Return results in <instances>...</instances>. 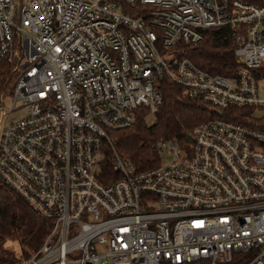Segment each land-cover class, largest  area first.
Returning <instances> with one entry per match:
<instances>
[{
	"label": "built area",
	"instance_id": "built-area-1",
	"mask_svg": "<svg viewBox=\"0 0 264 264\" xmlns=\"http://www.w3.org/2000/svg\"><path fill=\"white\" fill-rule=\"evenodd\" d=\"M210 29L233 73L178 56ZM3 64L0 180L51 222L15 264H264V0H0ZM162 80L216 117L139 172L112 132L154 118Z\"/></svg>",
	"mask_w": 264,
	"mask_h": 264
},
{
	"label": "trees",
	"instance_id": "trees-1",
	"mask_svg": "<svg viewBox=\"0 0 264 264\" xmlns=\"http://www.w3.org/2000/svg\"><path fill=\"white\" fill-rule=\"evenodd\" d=\"M178 56L188 58L198 68L210 73L228 75L235 71L233 45L228 31L210 29L202 41L194 46H179ZM13 86L11 67L0 66V94L9 92ZM159 87L163 103L154 116L152 124L147 123V111L138 109L135 122L129 128L112 132L114 149L122 158L129 160L137 171L158 166L160 153L154 148L158 140L181 141L198 124L216 117V114L201 100L180 98L181 88L162 80ZM247 109L230 108L231 117L225 119L247 125ZM51 229V222L37 215L19 195L0 180V264H15L20 259L36 253ZM16 242L20 255L8 246Z\"/></svg>",
	"mask_w": 264,
	"mask_h": 264
},
{
	"label": "rangeland",
	"instance_id": "rangeland-1",
	"mask_svg": "<svg viewBox=\"0 0 264 264\" xmlns=\"http://www.w3.org/2000/svg\"><path fill=\"white\" fill-rule=\"evenodd\" d=\"M264 85L261 83V86ZM20 117V114L19 113H12L8 118L7 120H12V119H18ZM154 122V118L149 116L147 117V123L148 124H152ZM188 143L187 140H182L181 141V144L182 145H186ZM8 246L15 252V254L17 256L20 255V248H19V245L16 243V242H11V243H8Z\"/></svg>",
	"mask_w": 264,
	"mask_h": 264
}]
</instances>
